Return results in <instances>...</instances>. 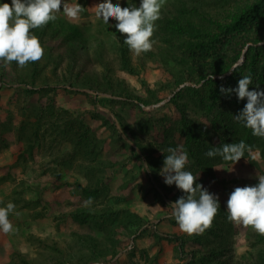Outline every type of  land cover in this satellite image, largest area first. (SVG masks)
I'll return each mask as SVG.
<instances>
[{"label": "rangeland", "instance_id": "1", "mask_svg": "<svg viewBox=\"0 0 264 264\" xmlns=\"http://www.w3.org/2000/svg\"><path fill=\"white\" fill-rule=\"evenodd\" d=\"M102 2L79 0L83 10L77 19L59 11L55 21L32 30L44 48L37 70L32 62L0 63V206H16L9 214L14 231L0 232V264H254L264 243L250 246L257 233L230 221L226 208L235 187L255 185L264 175L261 150L252 151L257 165L247 159L221 163L217 156L216 179L201 170L194 174V186L200 183L218 195L212 225L218 231L229 228V235L181 231L170 204L183 192L160 175L167 146L185 149L184 121L208 149L230 143L223 142L220 129L231 133L228 125L236 122L237 110L223 104L209 110L202 84L175 87L181 70L170 71L145 52L130 51L137 74L123 69L116 21L105 24L96 16ZM133 3L139 0H121L122 7ZM174 5L175 0H165L161 18ZM242 9L244 19L254 17L246 20L249 37L234 32L228 58L232 67L242 63L226 86L251 74L250 90L264 88V29L257 28L264 26V0H234L224 9L231 15L228 22ZM80 37L87 51L74 60L79 57L85 73L102 83L99 93V85L91 87L71 70L69 44L80 43ZM153 38V50L160 51L159 37ZM101 42L107 44L103 56ZM120 83L121 96L140 100L117 97ZM79 184L100 192L85 193ZM89 198L92 203L85 206Z\"/></svg>", "mask_w": 264, "mask_h": 264}, {"label": "clouds", "instance_id": "2", "mask_svg": "<svg viewBox=\"0 0 264 264\" xmlns=\"http://www.w3.org/2000/svg\"><path fill=\"white\" fill-rule=\"evenodd\" d=\"M165 0H139V4L121 6V0H104L96 12L98 19L105 24L116 21L115 28L121 34H127L124 43L136 55L152 50L156 43L154 32L161 18V10ZM62 6V10H61ZM78 2L70 4L69 0H0V61H15L19 67L28 62L39 61L44 54L40 39L33 29L47 25L57 19L56 13L62 11L69 19H77L82 12ZM112 25V24H111ZM242 61L233 65L232 70L240 66ZM211 78V77H210ZM201 83H204L202 81ZM251 74L241 75L235 87L220 86V93L225 96L235 94L238 100H245L244 107L234 115V120L245 128L251 129L252 135L264 138V88L255 87ZM167 155L160 170L164 183L175 185L182 190L176 201L172 202V216L181 231L201 234L210 228L220 209L219 197L200 183L187 165L189 154L182 146L168 147ZM250 151V146L243 140L224 143L219 147H210L205 155L209 158L221 157L224 161L237 162ZM146 169L149 165L145 163ZM92 203V198L85 201V206ZM13 202L0 206V232H13L14 226L9 214L15 209ZM228 219L242 223L258 234L264 235V175L258 176L255 185L237 186L229 193L227 200Z\"/></svg>", "mask_w": 264, "mask_h": 264}, {"label": "trees", "instance_id": "3", "mask_svg": "<svg viewBox=\"0 0 264 264\" xmlns=\"http://www.w3.org/2000/svg\"><path fill=\"white\" fill-rule=\"evenodd\" d=\"M233 1L234 0H175V5L172 8H166V15L161 18L160 22L157 24L158 28L154 32V35L159 37L160 41V44H156V47L161 50L155 51L152 48V50L145 53L160 61L162 65L170 71L181 70L179 74L175 75V80H173L175 87H179L184 83H190L191 85L202 84V86L207 89L206 100L209 101V110L216 108L218 104H223L228 107H234L238 114L245 105L244 101L238 100L233 94L231 96H225L220 93L219 89L221 85L227 88L226 83L236 76L235 71L232 70L233 63L230 62L228 58L229 47L233 41L236 40L234 32L238 35L249 37L246 36L245 29L247 25H249L247 21L252 20L254 15H248L249 18L244 19V14H246L247 10L242 9L231 18L232 21L229 23L228 19H230L229 17H231V15H227L224 9ZM219 7H222V10L216 12V9ZM257 28L262 30L264 26L260 25L257 26ZM228 34L232 36L227 37ZM124 39L125 36L121 34L117 42L122 68L131 74H137L138 71L132 65L130 50L124 43ZM247 39L250 40V38ZM80 40V43L73 42V44H69V50L73 52L71 55L72 60H74V56L76 53H79L80 50L83 53L87 51L86 48H84L86 41L81 37ZM106 45L107 44L104 42L99 44L98 51L100 52V56H103L107 52ZM80 60L79 57L75 58L74 62L71 64V70L75 71L77 79H84L91 87L93 85H99L100 88L97 91L99 93L102 89V83L99 80L95 82L89 74L85 73V64ZM0 63L3 64L2 61H0ZM32 66L37 70L36 62H32ZM202 81H204V83H201ZM122 87L123 85L120 83L119 91L121 92H116L117 97H126L128 100H140V98H133L134 96H129V94L121 96L123 95L121 93H125V87ZM190 89L195 90V88ZM102 91H104L102 93L107 92V90ZM176 94L178 95L179 93ZM142 103L148 105V103L143 100ZM183 120L184 118L182 121ZM122 124L124 128L127 129L126 124ZM184 127L186 135L185 149L191 161L188 170L193 174L201 170L216 179L213 171L216 158H209L205 155L208 148L204 146L205 144L201 143L195 129H192L185 121ZM228 127L231 129L229 135L225 133L224 130L220 129V133L226 137L223 142L229 140L230 143H232L243 139L250 146V151H246L244 157L240 160L247 159L250 164L257 165L252 151L259 149L261 150L262 156H264V138L253 136L251 129L245 128L237 121L234 122V124L229 122ZM132 134L134 136L136 135L133 132ZM197 138L199 146L196 144ZM116 142L117 140L114 141V143ZM140 151L141 149L139 152ZM165 155L163 159H165ZM219 161L228 164L234 163L233 161H224L222 158ZM78 188L85 193H93L92 195L100 192V187L97 189H90L79 184ZM217 227L216 224L211 225V227L204 232H208L211 235L220 233L224 236H228L229 231H231L229 228L220 229V231H218ZM263 243L264 235L258 233L257 242H251L250 240V246L252 247ZM220 263L225 264L226 262ZM254 264H264V250L262 258L256 260Z\"/></svg>", "mask_w": 264, "mask_h": 264}]
</instances>
